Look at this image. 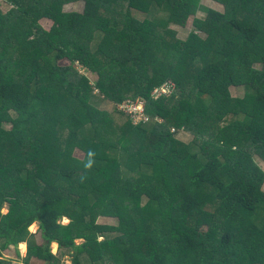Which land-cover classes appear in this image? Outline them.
<instances>
[{
  "label": "trees",
  "instance_id": "obj_1",
  "mask_svg": "<svg viewBox=\"0 0 264 264\" xmlns=\"http://www.w3.org/2000/svg\"><path fill=\"white\" fill-rule=\"evenodd\" d=\"M213 1H0V264L21 243L25 264H264V0ZM192 17L206 37L180 40Z\"/></svg>",
  "mask_w": 264,
  "mask_h": 264
},
{
  "label": "rangeland",
  "instance_id": "obj_2",
  "mask_svg": "<svg viewBox=\"0 0 264 264\" xmlns=\"http://www.w3.org/2000/svg\"><path fill=\"white\" fill-rule=\"evenodd\" d=\"M0 1H3V0H0ZM199 5L203 6V7H206V8L214 9L216 11H220L222 13L225 12V7L222 4H220L218 2H215L213 0H200ZM1 8L3 9V11H7V10H9L10 6L8 4H5V5L1 6ZM63 10H64V12H67V13H70V12H79V13H81L84 10V3L83 2L69 3V4H66V5L63 6ZM206 16H207V13L204 10H200L198 12V14H196V17L200 18V19H205ZM143 17H142V19H143ZM194 19H195V17H192L190 19L189 23L187 24V26H185V27H181V26L175 25V24L171 25V28L174 29L177 32L178 38L180 40H188L189 36L193 32L199 33L203 38L206 37V35L204 33H200V31H198L197 28L194 26ZM40 24L47 31H50L52 29V27H53V22L50 21L49 19H42L40 21ZM61 63H62V65H69V62L67 60L62 61ZM77 67H78V69H80V73H82V74L85 73L84 70L81 69L78 65H77ZM257 67L259 69L263 68L262 65H257ZM85 74H86L87 78L89 79L90 84L95 86L97 81H98V79H99L98 75L95 74V73H92V72H88V73H85ZM232 93H233L234 98L237 99V100H244L245 99L246 91H245V87L244 86H242V87H233L232 88ZM153 94H154V92H153ZM171 94H172V92H171ZM158 95H159V93L156 94V96H158ZM94 96L96 97V99H94V100H97V102H98L96 104H97V107L99 108V110L106 111L108 113H114L115 111H117L115 104L104 100L103 97H102V94L100 93L99 90H95ZM158 120L161 121L160 118ZM139 121H140V119L137 117L135 122H139ZM228 124H229V122H224L221 125H222V127H225ZM5 127L6 128H10L11 124L10 123H5ZM175 136H176L177 140H179L181 142H184V143H189L194 138V136L191 133L185 132L184 129H180L179 131L175 132ZM74 155L76 157H78V158H83L84 157V153L79 148L74 150ZM255 159H256L257 163L264 169V160L260 156H258L257 154L255 155ZM263 191H264V187H263ZM6 210H7V205L4 207V211H6ZM61 222L64 223V224H68L69 220L64 218L63 220L61 219ZM97 222L99 224H103V225L117 226L118 223H119V220L117 218L102 216V217L98 218ZM30 230L32 231L33 234H35L36 242L37 243H42L43 240H42V237H41V231L39 229V224L38 223L33 224L30 227ZM77 243L81 244L82 241H77ZM18 249H19V251H20V249H22L23 255H21L19 257L16 254V250L17 249L14 246L11 245L9 247V249H8V250H10V252L6 253L7 257H5V255L3 256L4 259H6V260L9 259V261H13L14 264H16V263L25 264L24 260L27 257V251L26 252L24 251V246L21 245V244L18 246ZM52 251H53L54 254H57V252H58V245L57 244H52ZM32 264H47V263H41V262L33 260ZM62 264H72V262H71L70 259L66 258V259H64Z\"/></svg>",
  "mask_w": 264,
  "mask_h": 264
},
{
  "label": "built area",
  "instance_id": "obj_3",
  "mask_svg": "<svg viewBox=\"0 0 264 264\" xmlns=\"http://www.w3.org/2000/svg\"><path fill=\"white\" fill-rule=\"evenodd\" d=\"M171 92H172V85H167V86H163L160 89H156L153 95L155 96V98H159L162 95H171ZM157 93H159L158 96H156ZM115 106L116 109L121 113L127 116H131L133 122H135L137 117L140 119L139 122L151 121L150 116L147 115L145 110V102L142 99L128 100L123 103L115 104ZM172 130L175 131L174 128Z\"/></svg>",
  "mask_w": 264,
  "mask_h": 264
},
{
  "label": "crops",
  "instance_id": "obj_4",
  "mask_svg": "<svg viewBox=\"0 0 264 264\" xmlns=\"http://www.w3.org/2000/svg\"><path fill=\"white\" fill-rule=\"evenodd\" d=\"M21 245L24 246V251L26 252L27 251V244L21 243ZM8 252H10V250H7V251L4 252L5 257H7L6 253H8ZM20 253H21V255H23L22 249H20Z\"/></svg>",
  "mask_w": 264,
  "mask_h": 264
},
{
  "label": "clouds",
  "instance_id": "obj_5",
  "mask_svg": "<svg viewBox=\"0 0 264 264\" xmlns=\"http://www.w3.org/2000/svg\"><path fill=\"white\" fill-rule=\"evenodd\" d=\"M12 264H14L13 261H12ZM16 264H18V263H16Z\"/></svg>",
  "mask_w": 264,
  "mask_h": 264
}]
</instances>
